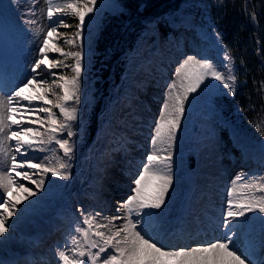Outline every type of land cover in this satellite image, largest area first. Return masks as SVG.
Returning a JSON list of instances; mask_svg holds the SVG:
<instances>
[{
    "label": "snow or ice",
    "instance_id": "snow-or-ice-1",
    "mask_svg": "<svg viewBox=\"0 0 264 264\" xmlns=\"http://www.w3.org/2000/svg\"><path fill=\"white\" fill-rule=\"evenodd\" d=\"M46 3L50 25L37 48L38 58L31 68L33 75L11 92L0 93V154L7 161L5 169L0 170V208L4 209L0 212V236L8 232L7 222L17 207L13 190L26 193L25 200L36 195L21 181H29L43 191L44 177L48 174L63 180L71 179L72 175L70 161L74 146L71 138L76 133L70 128L78 119V108L69 107L68 103H80L85 18L94 11L96 0H63L62 3L46 0ZM220 3L223 4V0ZM248 15L252 22L257 21L254 12ZM65 16L77 17L79 21L71 37L59 31L71 27L63 19ZM62 37L64 45H74L76 50L59 46L56 41ZM68 60L72 63H66ZM224 61L223 70L211 60L195 56H188L180 63L175 70L177 80L171 83L153 127V151L133 181V194L118 209L122 215L101 219L99 212L84 215L81 210V226L74 229L76 235L70 243L58 251L59 264H250L233 246V228L249 214L259 213L264 219V176L233 182L227 193L223 239L194 247L167 248L142 227L151 210H159L165 204L173 184V148L190 95L208 80L219 82L232 96L237 94L238 77L227 48ZM60 70H70L71 75ZM45 74L51 79L45 78ZM258 91L264 93V81L260 82ZM54 108L59 110L62 119H58ZM45 123L46 131L42 127ZM37 124L40 127H36ZM258 130L264 132V128ZM65 131L67 138H61ZM12 141L15 144L10 150L4 147ZM53 143L62 150V156L44 157L47 163L27 159L29 151L43 152ZM37 171L41 174L39 180L33 179Z\"/></svg>",
    "mask_w": 264,
    "mask_h": 264
},
{
    "label": "rangeland",
    "instance_id": "rangeland-1",
    "mask_svg": "<svg viewBox=\"0 0 264 264\" xmlns=\"http://www.w3.org/2000/svg\"><path fill=\"white\" fill-rule=\"evenodd\" d=\"M62 2L63 0H54V3ZM191 2H193V0H185L175 16L170 15V22L176 24L177 21H180V23L183 22L187 24L189 28L196 26L201 34L206 36L209 44L216 48L215 53L218 59H216L214 54H211L210 51L209 53L194 52L189 48H181L186 46L185 44L173 45V47L181 48V50L178 53L179 56L173 61V64H171L170 69L165 76L168 80L163 82V84L157 88L153 87L154 84L150 86L149 89L152 92H150V90L141 92L144 99L143 103L145 105L148 104V108L153 109L155 113L150 111V116H148L147 113H149V111L147 107L142 105L145 107V117L148 119L141 116L139 117L136 125L137 128L142 129L141 131L144 135L143 138H141V149L136 145H133L136 147L134 149H124L125 157H123V159L127 156H133L139 157L143 160L139 159L137 164L129 162V164L133 165L134 169L129 170V172H125V165L122 162H117L115 165L110 166L105 170V162L102 157V154L107 148L108 141L110 139L121 137L125 134L124 128L119 124L120 122L123 123L122 118L124 117V114L131 113V115H126V118H130L135 113V111H131V109L127 107L124 108L122 106V99L117 95L114 102V108L108 109L102 116L100 125L101 134L98 135L96 141L92 145V154L87 164L86 174L82 181V192L78 197L79 203H75L74 206V209L79 211L78 216L80 223L82 221V218H80V214H82L81 210H83V213L86 214H95L99 212L101 214V219L103 217L122 215V211H118L119 208L117 206L122 205L127 198L133 194V181L138 172L141 170V166L146 162V157L153 151V145L151 144L153 127L159 117V112L162 108L161 104L165 101L171 83L177 80L175 70L179 67L180 63L188 56H195L198 59H209L215 63L218 68L223 70L222 66L225 62L224 50L220 47V40L217 38V35L212 28L213 24H204L202 21L193 22L192 16L186 12V7ZM13 4L14 8H16L15 11L17 10L22 18L28 19L31 21V24L35 25L34 31L36 32V36L38 40L42 42L44 32L47 31L50 25L46 16V0H13ZM121 9L120 3H118L117 0H96L94 11L85 18L86 24L84 26L83 33L85 59L84 70L81 77L80 102H82L87 96V93L90 92L88 76V66H90L89 58L96 45L98 35L102 30V17L105 15L106 11L118 13ZM175 17H177L178 20ZM63 19H65L71 27L60 28L59 31L61 33H67L68 37L73 36L77 31L76 24L79 22L78 18L65 16ZM185 28L187 27H184V29ZM63 39L64 37L60 38L56 41V43H58L59 46L66 48L67 45L63 44ZM143 43L144 42H141L140 46H142ZM51 46L52 45L50 44V47ZM204 50H209L208 46L205 48L202 47L200 51ZM154 53L155 49H152L149 54L143 56V58L153 56ZM139 54H141L140 50ZM66 63H72V61L68 60ZM144 79L145 72L142 68H140V62L137 61L130 67L128 74L123 78L114 92L119 93V95L125 93L128 95H135L136 89L138 90L140 88V84ZM56 91L59 90L57 89ZM138 91H140V89ZM226 94H229V90L226 87L220 85L217 81L208 80L196 93L190 95L185 106V115L181 121V127L174 145L176 150L172 155L173 184L169 189L165 204L159 210H151V215L149 216V218L154 219L153 223L158 221V223H156L157 227H155L154 231H159V234H157L158 237H154L155 241H158L167 248H181V245H189L190 242L193 241V239H188V241L182 242L181 245H179L180 241L175 238L180 231H187L188 226L194 225L195 222V213L190 211L183 214V212L180 211L182 203H179L175 198V194L179 191V189L187 187L186 180L188 179V169L186 167L187 162L184 155L186 151H192L198 155L197 166L191 172L193 174L192 179L195 183L193 188L196 192L195 200H197L202 193L209 190L205 193L204 197H206L209 201L211 205L210 212L212 217H215L217 221L223 220L224 212L226 210V201L228 198L227 193L234 181L243 182L253 176H264L263 173L258 171L256 168L244 171L247 167L242 164L237 166V163V168H235V166L231 164L229 156H227L221 148L220 130H222L224 126H227L232 133L233 145H237L242 148V155H245L246 158H251L250 160H253L257 165L264 163V152L261 149L262 138L260 139V135L247 132L239 126V123L234 117L226 119L220 112L215 110V99ZM52 99H55V97ZM71 102L72 101H69L68 106L74 107L75 103L73 102L72 104ZM193 104H195L197 108H191ZM140 108L141 107H139V109ZM53 111L58 113V119H62L58 109ZM31 118L35 119L36 117L32 116ZM192 119H195L197 123L202 125L201 130L198 128L197 131H193L190 128ZM35 126L40 127L39 124ZM47 128L48 125L45 124L43 130L46 131ZM71 131L73 132V130ZM61 138H67V131L62 133ZM71 142L74 143V140L71 139ZM14 144L15 141H12L11 145H5L4 147L10 150ZM116 154L117 153H111L112 156H115ZM53 155L54 154H52L51 151L48 153V157H52ZM62 155L63 153L61 156ZM41 163H44V161ZM6 164L7 161L5 156L0 154V170H4ZM107 172L109 179L104 181L103 177L106 176ZM240 172L241 174L238 175ZM46 178L48 180L47 185L49 191L53 193L51 196L48 194L45 195L47 192H44V189L43 191L37 189L36 186L31 184L29 181L21 182L25 183L27 187H30L36 195L25 200L23 197L26 193H17L15 189L13 190V202L17 203V207L12 210L15 214L9 218L7 222L9 226L8 232H6L3 236H0V257L2 255L14 256L20 252L29 250L33 246L34 240L29 239V242H26L25 237L22 240L15 238V230L17 228L19 230L21 229L27 237L32 236L31 233H33V236L34 234H38L40 237L47 238L48 233L53 230V227L56 231V228L60 225L56 224L59 219V208L61 205V197L58 195V188L61 186L63 179L53 177L51 174H48ZM33 179L39 180L35 177H33ZM86 193L89 195H86ZM119 200L120 202L117 204ZM3 211L4 209L0 208V212ZM70 213H72V211H70ZM254 222L264 226V219H261L259 213H255L249 214L243 218L240 224L233 228V231L235 232V235L232 237L233 246L240 254L249 260L250 264H264L260 249L250 236L251 230H253ZM117 223L119 224L121 221H117ZM222 224L223 222H221L219 228L213 230V237L217 236L218 239L224 238L226 230L223 229ZM76 227L79 226L75 224L74 229ZM176 227L179 228L172 235L166 233L172 228L176 229ZM144 228L147 232L148 230L150 232L153 231L151 227H148V230L146 227ZM74 229L69 236L70 240L74 235H76ZM59 243L61 245V247H59L60 250L64 249V241L61 240ZM174 244L177 246L175 247ZM197 245L198 244H192L187 247H194ZM47 251L50 252V249L48 248ZM58 251L59 250L52 249L51 257L47 254V257H50L49 264H59L58 256H55ZM109 251H111V249H109ZM44 253V250L40 251L41 255H44Z\"/></svg>",
    "mask_w": 264,
    "mask_h": 264
},
{
    "label": "trees",
    "instance_id": "trees-1",
    "mask_svg": "<svg viewBox=\"0 0 264 264\" xmlns=\"http://www.w3.org/2000/svg\"><path fill=\"white\" fill-rule=\"evenodd\" d=\"M117 1L122 9L118 13L106 11L101 20L102 30L97 38L96 49L91 54L92 92H97L91 99L95 104L89 103L87 107H82L84 113L77 126V144L74 146V150L79 152L83 149L79 144L80 139L92 138L98 126V115L102 111L99 108L110 89L105 88L107 82L119 78L124 60L120 55L131 50L136 38L153 21H156V28L163 38L167 39V32L171 29L165 17L179 9L184 0ZM190 5L189 10L195 19L204 24H213L211 26L215 34H219L221 47L224 50L227 48L233 57L238 77L237 94L217 98L219 110L227 119L234 117L240 127L247 132L259 134L263 140L264 132L258 128H264V93L259 92L258 88L260 82L264 81V0H223V4L220 0H193ZM253 12L257 17L255 23L248 15ZM69 47L76 50L74 45H67L65 50ZM60 71L71 75L70 70ZM230 137L231 133L227 129L223 131L224 147L230 146ZM240 151L235 148L229 154L236 156ZM79 164L77 156L75 178L68 186L71 191L79 186Z\"/></svg>",
    "mask_w": 264,
    "mask_h": 264
},
{
    "label": "water",
    "instance_id": "water-1",
    "mask_svg": "<svg viewBox=\"0 0 264 264\" xmlns=\"http://www.w3.org/2000/svg\"><path fill=\"white\" fill-rule=\"evenodd\" d=\"M262 147H263V149H264V142H263V146H262ZM190 165H191V166H193V165H194V164H193V161H192V163H191Z\"/></svg>",
    "mask_w": 264,
    "mask_h": 264
},
{
    "label": "bare ground",
    "instance_id": "bare-ground-1",
    "mask_svg": "<svg viewBox=\"0 0 264 264\" xmlns=\"http://www.w3.org/2000/svg\"><path fill=\"white\" fill-rule=\"evenodd\" d=\"M162 105V104H161ZM118 208H120V206H117ZM115 211H116V209H115ZM118 212V211H117ZM215 237H217V236H215Z\"/></svg>",
    "mask_w": 264,
    "mask_h": 264
}]
</instances>
